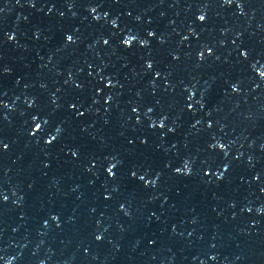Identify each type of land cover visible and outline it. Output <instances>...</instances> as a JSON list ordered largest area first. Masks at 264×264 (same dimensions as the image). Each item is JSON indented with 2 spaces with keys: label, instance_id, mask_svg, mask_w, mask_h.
I'll return each instance as SVG.
<instances>
[{
  "label": "water",
  "instance_id": "obj_1",
  "mask_svg": "<svg viewBox=\"0 0 264 264\" xmlns=\"http://www.w3.org/2000/svg\"><path fill=\"white\" fill-rule=\"evenodd\" d=\"M261 73L264 0H0V264H264Z\"/></svg>",
  "mask_w": 264,
  "mask_h": 264
},
{
  "label": "snow or ice",
  "instance_id": "obj_2",
  "mask_svg": "<svg viewBox=\"0 0 264 264\" xmlns=\"http://www.w3.org/2000/svg\"><path fill=\"white\" fill-rule=\"evenodd\" d=\"M201 19H204V18L201 17ZM68 39L70 40L71 37H68ZM133 39H134V38H133ZM125 43H127L128 45H130V44L132 43V40H127V41H125ZM261 75L264 76V73H261ZM36 127L39 128L40 125H37ZM109 171L111 172V169H109Z\"/></svg>",
  "mask_w": 264,
  "mask_h": 264
},
{
  "label": "clouds",
  "instance_id": "obj_3",
  "mask_svg": "<svg viewBox=\"0 0 264 264\" xmlns=\"http://www.w3.org/2000/svg\"><path fill=\"white\" fill-rule=\"evenodd\" d=\"M201 17H203V18H204V16H200V17H199V19H200V20H204V19H201Z\"/></svg>",
  "mask_w": 264,
  "mask_h": 264
}]
</instances>
